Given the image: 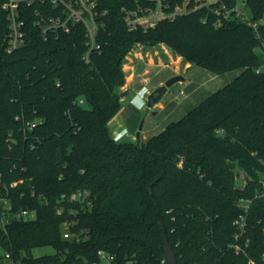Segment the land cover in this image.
<instances>
[{"label":"trees","instance_id":"1","mask_svg":"<svg viewBox=\"0 0 264 264\" xmlns=\"http://www.w3.org/2000/svg\"><path fill=\"white\" fill-rule=\"evenodd\" d=\"M245 2L256 29L216 26L207 8L131 28L128 15L150 0H96L102 48L89 64L82 26L45 39L29 20L22 47L8 53L0 8V193L13 211H36L3 227L0 205V246L13 263L91 264L105 250L112 264H164L162 223L179 264H264V198L252 201L239 240L233 226L264 174V0ZM160 41L214 75L240 74L144 143L116 139L109 123L122 108L124 59ZM78 190L90 195L61 199ZM41 246L56 253L32 257Z\"/></svg>","mask_w":264,"mask_h":264},{"label":"built area","instance_id":"2","mask_svg":"<svg viewBox=\"0 0 264 264\" xmlns=\"http://www.w3.org/2000/svg\"><path fill=\"white\" fill-rule=\"evenodd\" d=\"M153 6L140 8L138 11L128 15L127 23L131 28L142 26L144 28H153L161 20H173L176 16L200 9L207 8L210 12L218 17L216 26L222 25L224 20L228 21H241L247 25L257 28L259 23L252 21L248 12L245 0H236L231 4L230 0H182V3H176L172 8L171 0H150ZM193 1V6L191 3ZM0 8L5 14L7 22V36L5 39L6 50L12 53L22 47L25 36L26 26L29 20L33 21L36 26L41 30L45 39L51 35L59 33H70L73 28L82 26L85 33V52L82 59L85 63L89 64L91 56L95 52H99L102 45L99 41V34L102 27L101 14L98 11L96 0H0ZM184 92L181 91V95ZM83 105V101H79ZM27 127L32 130L36 127V123H27ZM120 136L119 138H121ZM116 138V139H119ZM240 188L246 186L245 176L241 174ZM17 183L11 186L15 187ZM260 189L257 191L253 199H241L240 207L242 212L233 221V226L237 229L235 236L239 240L248 229V212L249 207L254 199L264 198V174L260 178ZM2 186V179L0 176V191ZM90 194L87 191H75L69 197L62 195V200H68L69 203L80 202L87 199ZM47 203V201H43ZM88 203H90L88 201ZM0 205L2 211V226L11 223L13 220L28 221L36 217V211L22 208L13 211V207L9 198L0 193ZM62 210L58 209V214ZM71 213H74L71 211ZM70 224H67L64 232L65 239H72L74 235L69 231ZM247 241V244L248 245ZM237 252L241 251L239 245L234 246ZM6 258L11 259L9 253H5ZM99 262L91 264H99L102 260H107L110 264L115 260V256L99 250L97 252ZM264 260V254H263Z\"/></svg>","mask_w":264,"mask_h":264},{"label":"rangeland","instance_id":"3","mask_svg":"<svg viewBox=\"0 0 264 264\" xmlns=\"http://www.w3.org/2000/svg\"><path fill=\"white\" fill-rule=\"evenodd\" d=\"M122 69L126 76V83L120 91H128V94L121 97L122 108L109 123V131L113 137L120 131L121 138L137 143H144L162 132L170 123L180 120L203 100L228 85L240 74V71L236 70L214 75L205 69L193 66L164 41L147 46L136 44L125 57ZM262 70L264 71V66ZM177 75L183 76L185 80L168 88L162 99L149 108L148 96L164 85L169 78ZM181 91L184 92L183 95ZM139 131L140 142L136 139ZM240 174L243 175L242 172ZM240 174L239 184H241ZM55 253L52 246L36 247L31 252L34 258ZM4 256V250L0 246V264H19L13 263L11 259ZM99 264L110 263L102 260Z\"/></svg>","mask_w":264,"mask_h":264},{"label":"water","instance_id":"4","mask_svg":"<svg viewBox=\"0 0 264 264\" xmlns=\"http://www.w3.org/2000/svg\"><path fill=\"white\" fill-rule=\"evenodd\" d=\"M185 78L181 75H177L174 77L169 78L164 85L158 87L155 91H153L147 98V106L149 108H152L155 104H157L162 97L165 95V93L167 92V89L170 88L171 86H173L175 83L177 82H181L184 81ZM128 94V91H122L120 93V97H124L125 95ZM142 130V126L140 127V131ZM140 131L137 133V141L140 142L141 138H140ZM162 226V230H163V239H164V264H179L177 258H176V254L173 250V248L171 247L168 237H167V233L166 230L163 226V224L161 223Z\"/></svg>","mask_w":264,"mask_h":264},{"label":"crops","instance_id":"5","mask_svg":"<svg viewBox=\"0 0 264 264\" xmlns=\"http://www.w3.org/2000/svg\"><path fill=\"white\" fill-rule=\"evenodd\" d=\"M115 138H119L120 137V131L117 132L115 135H114Z\"/></svg>","mask_w":264,"mask_h":264}]
</instances>
